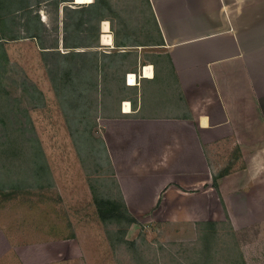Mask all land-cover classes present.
<instances>
[{
  "label": "crops",
  "instance_id": "crops-1",
  "mask_svg": "<svg viewBox=\"0 0 264 264\" xmlns=\"http://www.w3.org/2000/svg\"><path fill=\"white\" fill-rule=\"evenodd\" d=\"M147 9V34L116 17L77 49L83 64L95 56L96 66H126L107 96L119 104L105 128L116 181L135 216L175 228L229 225L228 262L250 264V245L235 233L264 222V0H149ZM164 92L178 109L143 113ZM47 231L0 230V264H71V235Z\"/></svg>",
  "mask_w": 264,
  "mask_h": 264
},
{
  "label": "rangeland",
  "instance_id": "rangeland-1",
  "mask_svg": "<svg viewBox=\"0 0 264 264\" xmlns=\"http://www.w3.org/2000/svg\"><path fill=\"white\" fill-rule=\"evenodd\" d=\"M40 1L38 9L28 8L34 17L31 23H39L40 17L42 25H37L46 46L59 43L58 48L65 51V32L61 28L56 31L55 25L57 21L62 25L65 19L64 6L77 8L79 4L74 0L57 7L53 0ZM113 2L122 8L126 4L127 9L130 5L128 0ZM26 20L27 15L19 11L10 32L26 36ZM115 24L118 26V21ZM0 36H5L2 25ZM42 53L34 38L0 40V230L16 233L24 229L25 236L27 230L34 234L49 230L57 239L71 235L70 246L76 256L71 264H230L232 255L224 250L227 238L233 236L229 225L216 226L221 236L206 239L216 246L208 252L202 234L209 235L213 225L202 227L204 232L192 224L176 229L161 221L162 216L131 213L116 181L105 139L110 117L100 114L91 129L94 118L80 121L81 97L57 87ZM167 95L148 97L143 113L166 114L178 109ZM12 133L18 137L15 147L25 149L22 157H5ZM225 156L219 157L220 164L226 162ZM96 195L125 203L132 221L103 222ZM51 217L56 224H49ZM26 219L30 223H25ZM43 238L38 236V241ZM235 238L240 246L250 245V264H264V222L248 225L236 232ZM21 240L32 241V237ZM61 244L59 249L64 248ZM233 251L235 258L238 253ZM55 257L60 259L57 254Z\"/></svg>",
  "mask_w": 264,
  "mask_h": 264
},
{
  "label": "trees",
  "instance_id": "trees-1",
  "mask_svg": "<svg viewBox=\"0 0 264 264\" xmlns=\"http://www.w3.org/2000/svg\"><path fill=\"white\" fill-rule=\"evenodd\" d=\"M57 7L61 3L70 4L74 0H53ZM89 4H79L77 8H70L69 5L64 6L65 19L63 18L62 25L57 21L55 25L56 31L59 32L60 28L63 29L65 35L62 38L63 48L67 50L62 51L58 48L59 43L53 44L51 48H48L41 36L39 25H42L40 17H38L39 23L32 24L34 17L30 15L32 12L29 7H40V0H36L35 3L31 0H0V25L3 28L4 37L6 39H18L23 37H30L38 40L43 51V59L48 68L49 74H51L52 81L68 91L69 95L73 93L78 94L81 97V106L83 107L81 120L94 118V122L90 123V129L96 124V119L102 114L104 117H113L116 107L119 106L116 102H112L110 97L114 95L117 88L113 85L114 77L119 70H124L126 66H96L95 56L88 60L86 64L81 61V52L77 49L81 46H92L94 38L99 36V25L103 20H110L111 23L116 17L130 16V20H137V23L131 25L132 31L145 34L149 31L147 27V6H149V0H128L130 2L127 9L126 4L118 6L113 0H87ZM86 2V3H87ZM92 2V3H91ZM19 11L24 12L27 15L25 23L26 36H20L19 34H12V25L15 23V17ZM122 20H127L122 19ZM140 21V22H139ZM39 24V25H37ZM125 27H128V23H123ZM61 26V27H60ZM130 26V24H129ZM115 28L113 27V30ZM149 39V38H148ZM151 41H153L151 39ZM117 45L118 42H117ZM50 59L52 61H50ZM101 79L107 81V85H103ZM105 81V82H106ZM0 87V97L2 93ZM114 93V94H113ZM18 141V137L14 136V133L10 135L7 144V158L22 157L23 148H16L15 144ZM21 153V154H20ZM4 154V153H3ZM2 154V155H3ZM19 154V155H18ZM21 155V156H20ZM217 187L216 180L214 181ZM112 199V198H111ZM110 198L102 196H95V201L98 205L99 216L103 222H122L124 219L130 223L128 209L125 203L120 204ZM137 221V220H133ZM210 235V237H209ZM205 237L204 246L206 251L210 252L216 249L215 244L206 242L208 240H216L221 236L216 229H212V232ZM227 235V234H226ZM227 246H225L226 248ZM229 246L227 249L229 250ZM225 250V249H224Z\"/></svg>",
  "mask_w": 264,
  "mask_h": 264
},
{
  "label": "bare ground",
  "instance_id": "bare-ground-1",
  "mask_svg": "<svg viewBox=\"0 0 264 264\" xmlns=\"http://www.w3.org/2000/svg\"><path fill=\"white\" fill-rule=\"evenodd\" d=\"M75 2L78 3V4H82V3H86L87 1L86 0H75ZM102 26H103V31L105 33H109V31H110V23H109V21L108 20L103 21V25ZM110 38L111 37L106 34L104 36L105 42H111ZM130 83L131 84L135 83V75H131L130 76ZM126 109L129 110V103H126Z\"/></svg>",
  "mask_w": 264,
  "mask_h": 264
}]
</instances>
